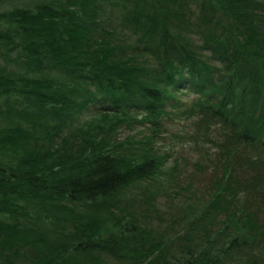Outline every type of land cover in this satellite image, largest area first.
<instances>
[{
    "label": "trees",
    "instance_id": "obj_1",
    "mask_svg": "<svg viewBox=\"0 0 264 264\" xmlns=\"http://www.w3.org/2000/svg\"><path fill=\"white\" fill-rule=\"evenodd\" d=\"M189 93L226 170L166 217L139 188ZM240 192L264 195V0H0V264H225L264 234L262 205L218 221Z\"/></svg>",
    "mask_w": 264,
    "mask_h": 264
},
{
    "label": "rangeland",
    "instance_id": "obj_2",
    "mask_svg": "<svg viewBox=\"0 0 264 264\" xmlns=\"http://www.w3.org/2000/svg\"><path fill=\"white\" fill-rule=\"evenodd\" d=\"M183 97L189 102L177 109V121L170 123L165 135L156 143L158 151H169L171 156L167 157L160 175L151 182L142 183L139 188L143 195L142 187L146 191H148L146 188L154 191V203L163 210L166 217H169L170 213L181 211L189 204H199L208 193L213 194L216 191V179L220 177L218 174H223L226 170L223 166L225 156L219 144L227 142L230 130H226L221 124L207 121L204 114L192 102L195 95L189 93ZM91 116L95 115L86 112L83 114V118L89 119ZM96 120L100 121L98 118ZM146 129L136 127L134 133H128L131 130L126 129L123 136L128 134L140 136L148 133L149 130ZM258 163L262 162L258 161ZM241 170L242 167L237 169L238 174ZM240 193L241 196L237 195L239 197L234 198L235 202L231 207L218 214L219 222H222L227 213H232L234 208L240 205L245 204L249 209L264 206V195L261 193H253L252 196H246L244 192ZM259 211L261 213L258 215L263 220L264 212ZM261 253H264V234L258 237L252 246L239 249L230 255L225 260V264H249L250 256L263 258Z\"/></svg>",
    "mask_w": 264,
    "mask_h": 264
}]
</instances>
